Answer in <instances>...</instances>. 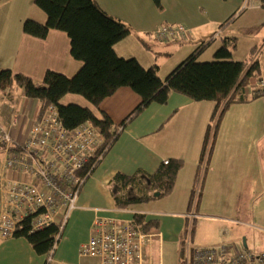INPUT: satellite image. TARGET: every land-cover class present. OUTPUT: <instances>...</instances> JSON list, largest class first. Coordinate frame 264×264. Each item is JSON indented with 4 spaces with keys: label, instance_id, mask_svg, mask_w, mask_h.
Here are the masks:
<instances>
[{
    "label": "crops",
    "instance_id": "1",
    "mask_svg": "<svg viewBox=\"0 0 264 264\" xmlns=\"http://www.w3.org/2000/svg\"><path fill=\"white\" fill-rule=\"evenodd\" d=\"M96 1L108 14L121 19L130 27L128 35L114 45L115 52L122 57H135L144 67L156 64L161 78H164L177 64L199 47L197 59L202 58L206 52L209 57L212 56L226 37H235L236 45L232 50V58L242 60L233 57V52L238 49V40L235 35L238 28L235 26L236 21L248 10L264 20V8L261 6L263 0H250V2L249 0H225L229 9L236 5H241L242 8L233 20L224 24L221 29L219 28L218 33H216L215 25L221 23V17H212L207 6H219L221 0H161L159 6L152 0ZM28 18L44 22L46 14L36 6L33 0H0V70L8 68L12 72L23 73L36 83L42 81L47 69L72 76L82 62L71 55L67 34L58 29H50L45 38H37L24 33L22 24ZM164 23L180 24L186 28V32L175 39L159 40L155 38L153 32ZM207 25H212V27L207 28L206 31L202 30ZM132 31L140 36V41L145 45L147 53L133 48V42L129 41ZM146 32L148 33L145 34ZM216 35L220 36V40L216 39V43L211 46L210 40H215ZM231 43L232 41H228V46L232 49ZM251 52L252 58L255 47L251 49ZM160 58L166 61L165 67L158 61ZM258 65L259 71L255 77L262 81L263 87H253L249 80L244 92L250 97L255 93L257 95L251 101L236 103L240 106H251L252 102H255L252 110H255L257 118L246 123H225L221 127V129H227L234 126L236 129L254 130L255 138L232 140L222 137L220 123L214 137L211 128L206 151L200 159L214 102L193 100L189 96L170 90L165 103L150 102L122 126L112 146L85 179L78 193L75 208L71 211L62 235L55 244L53 259L69 264H100L98 257H82L78 254L81 246L91 235L94 219L101 216L121 221L134 219L138 222L134 218V214L138 213L142 214L145 222L152 219L148 217L149 215L146 216L151 211L146 208L139 209L137 206L143 202H159L164 197H169L170 202L167 205L173 207L168 217L176 222L173 215L177 213L178 221L181 217L183 218L182 223L178 225V229L181 224L184 226L180 240L182 252L184 240L189 238L193 241L195 236L194 223H197L195 210L197 212L202 190L208 186V183L206 185L204 182L205 178L203 179L206 173L211 175L212 186L220 185L219 191L246 194V202L260 201L261 198H257V194H264V117H262L264 106L256 102L264 97V70L259 61ZM7 89L0 90V103H4L10 109L9 104H12L13 96L12 91L11 96L7 94ZM139 102L140 96L136 92L129 87L121 86L103 98L99 103V108L110 118L113 126H118ZM15 105L19 110L16 113L17 122L11 129V135L17 144H21L27 138L31 123L41 109L39 101L30 98H27L22 105L20 103ZM11 111L14 112V110ZM7 119L8 117L0 112V120L6 122ZM207 148L210 150V155L207 164V159L203 164V158L208 156ZM3 158L4 153H0V166ZM170 158H180L183 164L177 172L169 194L159 193L155 196L154 192H151L149 193L151 197L146 201L123 207L116 206L110 183L116 172L151 173L163 160ZM4 178V188H8L9 182L16 179L24 181L33 179L31 174L15 170H5ZM177 184L180 187L181 194L178 195L180 197L172 195ZM7 196L5 193V197ZM191 208L194 212L192 217H190ZM208 215L215 217L209 218L215 223L225 220L224 216L219 214L210 213ZM238 215L240 216L239 213ZM191 218H194L192 237L190 228L187 226ZM138 223L142 226V223ZM158 223L160 228L163 219H160ZM241 224L264 230L262 220H250V222L242 220ZM236 227H241L237 228L240 231L239 235L233 234L230 237L234 231L232 227L230 230L221 225L217 234L218 243L226 244L224 239L229 237L235 243L236 237L244 232H251L252 229L241 225H236ZM159 228L154 231L157 233L153 234L160 238L162 231ZM152 244H154V239H152ZM243 244L240 248L226 245L231 252L250 249L246 236L243 237ZM150 250L147 249L146 253L150 254ZM46 257L38 255L25 237L14 236L7 239L0 237V264H44Z\"/></svg>",
    "mask_w": 264,
    "mask_h": 264
},
{
    "label": "trees",
    "instance_id": "2",
    "mask_svg": "<svg viewBox=\"0 0 264 264\" xmlns=\"http://www.w3.org/2000/svg\"><path fill=\"white\" fill-rule=\"evenodd\" d=\"M33 1L44 11L46 19L39 22L28 18L22 24V31L37 38H45L50 29L64 31L69 38L71 55L82 64L72 76L47 69L40 83H36L23 73L12 72L8 68L1 69L0 90L8 88L7 94L11 96V88L17 85L26 98L39 101L40 109L48 104H54L61 122L68 130L76 128L87 119L99 126L104 141L80 170L83 176L90 175L129 119L150 102L165 103L170 90L189 96L193 100L214 102L200 159L206 151L211 128L214 137L222 113L232 103L247 102L256 96V94L248 96L244 88L248 85L250 76L258 75V61L249 58L251 64L248 66L250 62L248 59L232 58V50L236 45L235 37L224 38L211 60H198L197 52L200 47L197 48L161 78L156 64L144 67L135 57H122L115 52L114 45L128 35L130 27L121 19L108 14L96 0ZM152 1L158 6L161 2ZM261 6L264 8V0ZM236 13L237 11L233 12L219 28L233 20ZM228 41H232V49L228 46ZM121 86L129 87L136 92L140 96V102L118 126H113L106 113L100 110L99 103ZM70 94L81 97L85 104L65 102L64 98ZM217 113L216 123L212 127L211 121ZM209 155L210 150L206 164ZM182 164V159L170 158L168 163L161 162L151 173L116 172L110 180L116 206L123 207L146 201L151 197L149 194L151 192L169 194ZM134 218L142 223L146 231L159 228L157 220L144 222L142 214L138 213L134 214ZM31 220L30 215L21 220L14 236L25 237L38 255H46L54 249L60 239L59 226L49 225L41 230L30 231Z\"/></svg>",
    "mask_w": 264,
    "mask_h": 264
},
{
    "label": "built area",
    "instance_id": "3",
    "mask_svg": "<svg viewBox=\"0 0 264 264\" xmlns=\"http://www.w3.org/2000/svg\"><path fill=\"white\" fill-rule=\"evenodd\" d=\"M180 24H161L153 32L159 40H171L185 34ZM260 83L262 81L260 80ZM13 122L0 120V183L5 170L22 171L32 175L31 181H15L8 188L0 187V199L5 193L14 198L15 207L5 205L0 214V237L14 234L17 220L32 216L33 229L58 224L64 228L84 176L89 157L103 144L99 126L87 119L68 130L60 120L54 104H48L36 115L27 138L17 144L11 135ZM203 164L205 159L203 158ZM166 164L168 159L163 160ZM18 208H22L20 211ZM194 213H190V217ZM144 233L134 220L97 217L92 223L89 239L81 246L82 257H98L100 264H143L144 252L150 250L152 237ZM182 253L185 264H264V249H241L231 252L224 243L198 246L189 238L184 240ZM45 264H67L50 257Z\"/></svg>",
    "mask_w": 264,
    "mask_h": 264
},
{
    "label": "rangeland",
    "instance_id": "4",
    "mask_svg": "<svg viewBox=\"0 0 264 264\" xmlns=\"http://www.w3.org/2000/svg\"><path fill=\"white\" fill-rule=\"evenodd\" d=\"M219 6H207L210 13L212 14V17L219 18L221 17V23L227 19L234 11L239 12L242 8L241 5L233 6L232 9H229V5L227 1H219ZM250 2V0H249ZM244 5V4H243ZM250 3H249V9H250ZM147 15V14H144ZM139 17H137L138 19ZM134 21H136V18H134ZM247 22V24H246ZM221 23H218L215 25L216 33L219 30V25ZM242 24H246L242 26ZM214 26V25H213ZM235 26L237 28V33L235 34L237 36V46L238 49L233 52L234 58H239L242 60H249L251 58V49L255 47V52L253 54L252 58H255L259 61V63L262 66V69L264 70V20L260 19V17H257L254 15V13H251V11H247L241 18H239ZM159 27V26H158ZM157 27V28H158ZM212 25L205 26L202 30H207V28H211ZM245 27V28H244ZM146 32L145 34H147ZM138 34L134 31L131 32V37H129V41L133 42V48L138 49L139 51H147L145 50V45L140 41V36H137ZM215 40H210L211 46L216 43V39L220 40V36L216 35ZM131 46V44H130ZM208 52H206L202 58L198 59L201 61H207L213 59V55L209 58ZM176 59V58H175ZM251 60V59H250ZM249 60V61H250ZM160 63H162L163 67H165V60L163 58H160ZM251 64V61L248 63V66ZM247 66V67H248ZM250 84L253 87L261 86L263 87V83H260V79H257L255 76L249 77ZM13 101L12 104H9V107L11 110H14L15 113L18 112L19 108L16 106V103L23 104L24 101L27 100V98L22 94V90L19 86L13 85L11 88ZM257 95V93H255ZM65 102H79L81 104H85L84 100L76 95H67L64 98ZM251 101V100H250ZM253 105H243L240 106L236 103H232L229 108H227L222 115L220 116L218 120V126L220 125V129L222 126L225 125V123L229 124H239V123H246L248 121H254L257 118V114L255 110H252L253 106L255 107L254 103ZM260 105L264 106V97L259 100L258 102ZM4 104V103H3ZM249 111H252L249 113ZM17 115V114H15ZM216 114L215 118L211 121V126L213 127L217 120ZM262 117H264V109L262 110ZM6 122H11L10 118L5 120ZM216 129V131H217ZM222 134V137L229 138V139H235V138H255L253 132L254 130H246V129H236L234 126L227 129H221L220 130ZM216 134V133H215ZM102 146V144L100 145ZM99 146V147H100ZM209 150L207 151V153ZM163 162V161H162ZM205 178L204 182L208 183V186L204 187L202 190V194L200 197L199 206L197 209V212L195 210V213L197 215V223H194V229H195V236L193 238L192 243L198 244L201 246H210L211 245H217L219 244L218 239V233L219 228L221 225L226 226L228 228L231 227L234 230L230 237L234 234L235 236L239 235L240 231H238L236 225H241L245 228H252L251 232H247L244 234H240V236L236 237L235 243L232 241V238L224 239L227 245H230L234 248H240L243 247V237H247V244L248 248L250 250H262L264 248V230H257L254 226L251 225H243L241 224V221H264V194H257V198H261L260 201H253V202H246L245 197L246 194H239V193H227L222 190L219 191L218 185L212 186V178L211 175L206 173L203 175V179ZM179 185L174 188V191L172 193L173 196H178L181 194ZM180 197V196H178ZM169 197H164L161 201L155 203H148L143 202L141 205H138L137 208L139 209H150L151 212H148L146 214L149 215L148 217H151L150 220H157L163 219V223L159 230H161V240L159 237L153 236L152 239H154V244H152V248L150 250V254L148 252H144L143 257V264H185V256L181 252V243L180 240L182 239V232L184 229V226L181 224V227L178 229V225L180 222L182 223V217L180 221L177 219L178 215H173L176 222L168 217L169 211L173 210V207L168 206L167 204L170 202ZM190 213L192 212V208L190 209ZM251 212L250 214L247 212ZM219 214L224 216L225 220L220 223H215L209 218L213 219L215 217L209 216L208 214ZM240 214V216L238 215ZM194 218L189 219L190 223L187 224V226L190 228L191 231V237L193 235L192 232V223ZM183 226V227H182ZM155 230H150L149 233H157L154 232ZM163 233V234H162ZM15 234V233H14ZM12 235H8L6 237H3L2 239H7L14 237ZM171 238H169V236ZM217 243V244H216ZM235 244V246H233ZM45 256L46 259H48V254ZM46 259L44 264L46 263Z\"/></svg>",
    "mask_w": 264,
    "mask_h": 264
},
{
    "label": "bare ground",
    "instance_id": "5",
    "mask_svg": "<svg viewBox=\"0 0 264 264\" xmlns=\"http://www.w3.org/2000/svg\"><path fill=\"white\" fill-rule=\"evenodd\" d=\"M179 35H181V34H178V35H176L173 39H175L177 36H179ZM0 112L1 113H3V114H5L8 118H10V121L11 122H13V124H16V122H17V116L15 115L16 113H14L13 111H11L7 106H5L3 103H0ZM34 120H35V118L33 119V121H32V123H31V126H30V128H29V130L31 129V127H32V125H33V123H34ZM28 133H29V131H28ZM89 176V174H87V175H85L84 177V181H85V179L87 178ZM4 180H5V178H4V176L2 177V179H1V183H0V187H4V184H3V182H4ZM15 181H24V180H18V179H16V180H13V181H11V182H9V186H11ZM84 181H83V183H84ZM82 183V184H83ZM8 186V187H9ZM14 201H15V199L14 198H12V197H10V196H7V197H3V198H1L0 199V206H1V211H2V209L4 208V206L5 205H10L11 207H15L16 208V206H15V204H14ZM20 211H23L22 210V208H18ZM0 214H1V212H0ZM25 217H27V216H23V217H21V218H19L18 220H17V223H16V226H15V230H14V233L17 231V226H18V224H19V222L21 221V220H23ZM134 220V219H133ZM135 221V220H134ZM137 224H139L138 222H136ZM32 220H31V226H30V231H35V230H41V229H44L45 227H43V228H39V229H33V227H32ZM52 225H55V224H52ZM139 226H140V228H141V230L144 232V233H149V231H146L142 226H141V224H139ZM47 227V226H46ZM58 229H59V238L61 237V235H62V232H63V229L64 228H62V229H60L59 227H58ZM80 250V249H79ZM78 254H79V251H78ZM80 256V255H79ZM51 258V259H53V249L52 250H50L49 251V253H48V258ZM47 260V259H46ZM53 260H55V259H53ZM55 261H57V260H55ZM60 262H62V261H60ZM64 263H66V262H64ZM67 264H69V263H67Z\"/></svg>",
    "mask_w": 264,
    "mask_h": 264
},
{
    "label": "water",
    "instance_id": "6",
    "mask_svg": "<svg viewBox=\"0 0 264 264\" xmlns=\"http://www.w3.org/2000/svg\"><path fill=\"white\" fill-rule=\"evenodd\" d=\"M159 194V192H154V195L156 196V195H158Z\"/></svg>",
    "mask_w": 264,
    "mask_h": 264
}]
</instances>
